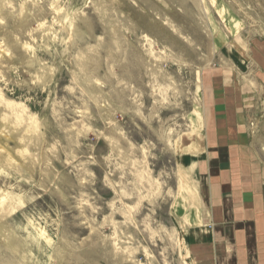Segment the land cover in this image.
Wrapping results in <instances>:
<instances>
[{"label":"rangeland","instance_id":"obj_1","mask_svg":"<svg viewBox=\"0 0 264 264\" xmlns=\"http://www.w3.org/2000/svg\"><path fill=\"white\" fill-rule=\"evenodd\" d=\"M0 50V264H193L198 161L264 183V0H0Z\"/></svg>","mask_w":264,"mask_h":264},{"label":"crops","instance_id":"obj_2","mask_svg":"<svg viewBox=\"0 0 264 264\" xmlns=\"http://www.w3.org/2000/svg\"><path fill=\"white\" fill-rule=\"evenodd\" d=\"M223 149L224 147L221 146L211 150L213 152L209 155V164H203L201 159L197 163L199 167L197 173L199 174L195 175V178H197L200 189L208 192V195H205L206 202H208V207L212 213L211 218L200 217L198 220L188 221L189 224L186 223L185 225L187 232L183 234L182 241L186 249L190 248L193 264H233L237 262L233 258L237 255L234 254L235 251L237 253L239 250L236 247L238 244L233 243L235 239L234 230L231 228L233 225L226 221L233 216L237 219L242 216L239 219L242 223H237V226L245 227L246 233H250L251 226H248L244 220L248 216L254 217L256 223L264 231V183H262L261 178L249 170V165L246 162H243L246 167L240 166V169L238 167L239 173H237L236 168V174H234L231 164L230 168L221 162L222 159L219 160L220 153L218 152ZM241 153L244 154L243 151ZM247 154L252 156L249 149ZM192 171L193 168L190 167L187 172L192 175ZM185 189L184 186L182 191L186 192ZM192 196L193 200L197 198L201 203L205 202L204 196H197L196 198L194 194ZM194 204L195 202L192 205ZM221 215H223L224 221L220 220ZM202 227L208 228L205 232H201L199 230ZM225 229L232 231V234ZM243 236H245L244 232ZM243 246H241L242 249L247 248L248 245ZM187 251L189 252L188 249Z\"/></svg>","mask_w":264,"mask_h":264},{"label":"bare ground","instance_id":"obj_3","mask_svg":"<svg viewBox=\"0 0 264 264\" xmlns=\"http://www.w3.org/2000/svg\"><path fill=\"white\" fill-rule=\"evenodd\" d=\"M0 52H2L1 50H0ZM259 62H261L262 64L264 63V60H261L260 58H259ZM233 87V86H232ZM230 89H231V86H230ZM229 91V90H228ZM235 91V90H234ZM230 92V91H229ZM230 96V95H229ZM232 98V97H231ZM235 100V99H234ZM252 126V125H251ZM235 127V126H234ZM2 148H0V153H2L3 151L1 150ZM4 153V152H3ZM4 157H8V154L7 153H5L4 154ZM8 160H9V162H10V164H11V159L10 158H8ZM8 200H9V198H8V195L7 194H2L1 196H0V206L3 208V209H5V207H6V203L8 202ZM238 228V227H237ZM236 228V226H234V227H232V229L233 230H235L234 231V233L233 234H235V239H234V241H233V243H236V244H239V246H242V247H244L243 245H248L250 242H252V241H254L253 239L249 242V240H247V238H246V236H243L242 234H239V233H237V232H239V229H237ZM225 230H227V229H225ZM237 231V232H236ZM231 234H232V231L230 232ZM243 241H242V240ZM246 240V241H245ZM245 241V243H243ZM224 246V245H223ZM222 246V247H223ZM241 247V248H242ZM247 247V246H246ZM223 248H226V247H223ZM249 250V249H248ZM239 251V250H238ZM238 251H237V253H236V251H235V253L234 254H237L238 255Z\"/></svg>","mask_w":264,"mask_h":264}]
</instances>
